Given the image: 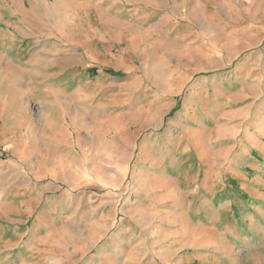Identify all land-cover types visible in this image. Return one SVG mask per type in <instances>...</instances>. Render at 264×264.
Segmentation results:
<instances>
[{
	"label": "rangeland",
	"instance_id": "obj_1",
	"mask_svg": "<svg viewBox=\"0 0 264 264\" xmlns=\"http://www.w3.org/2000/svg\"><path fill=\"white\" fill-rule=\"evenodd\" d=\"M43 75L64 83L62 119ZM205 101L220 117L200 132ZM255 129L264 0H0V264H264ZM184 131L222 169L196 201L140 164Z\"/></svg>",
	"mask_w": 264,
	"mask_h": 264
},
{
	"label": "crops",
	"instance_id": "obj_2",
	"mask_svg": "<svg viewBox=\"0 0 264 264\" xmlns=\"http://www.w3.org/2000/svg\"><path fill=\"white\" fill-rule=\"evenodd\" d=\"M21 3L19 5H21ZM14 66L15 65L13 64L12 67ZM17 68L23 70V68H21L20 66H17ZM42 71L43 73L46 72L44 69H42ZM46 76L47 75H43L41 79H38L37 83L39 87L41 88L56 87L57 89L64 85V83L62 84V82H60L58 78H56V76L54 78L53 77L48 78ZM24 83L25 82H19V84H24ZM41 91L46 96L45 100L42 102L44 104V109H48L51 112L58 113L59 114L58 117L62 119L64 113V102L60 101V98H58L60 97V95L57 97L58 93L62 92L61 89H57L56 91H51V92L43 91V89ZM47 93L49 95H47ZM52 93L54 94V96L52 95ZM205 114H207L206 117L204 116ZM196 117H197V123L199 124L198 128H200V132H201L205 129H208L211 126L209 124L211 119L219 118L220 116L218 115L217 109L214 106V104H212V102L210 101L208 103H206L205 101L203 113L198 112ZM48 129L51 132H54L52 128H48ZM255 130L256 131L251 136L250 141L252 140L251 142L254 144V146L256 145L255 149L257 151V155H259V158H261L264 157V149H263L264 147L262 145L263 137L261 138V136H264V133L260 132L258 129ZM175 141L178 142L177 144L178 147H176L173 150L172 144L169 140L160 143L158 142V140L156 141L152 139L151 142L153 143L150 144V147L141 148L140 149L141 154L139 155L145 154L147 157H151V155L158 157L157 159L155 158V160H152L151 159L152 157L150 158L152 160L150 163L154 168L150 167L151 165L149 166L148 165L149 163L144 162V160L142 159L140 164H143V167H145V169H150L152 172H154V174L160 175L157 177V179L151 181L152 188L157 187V189H163V191H168L170 189L168 184H173L175 187V197L179 198L178 201H182L181 200L182 198L183 200L190 199V201L191 200L196 201L198 198L195 196V194L199 193V191H201L203 186H205L206 184H213L214 182H216L218 175L222 173V169H217L216 166L218 164L212 162L210 163V168H205L206 166H208L206 165V156L210 157V154L212 156L213 151L215 150L210 149L211 151L209 152L206 147V144L197 142L196 136L194 134H191L189 131L187 132L184 131L182 138L175 139ZM230 142H232V140H230ZM258 145H260V147ZM146 148H149L148 149L149 151H145ZM233 151L234 150L232 148L225 149L223 155L225 157L229 156L231 153H233ZM216 152L214 153V155L216 157H219L221 153H216ZM178 158H185L184 161L182 162V165H184L183 169H185L187 166L190 167L186 177L178 174V168H176L175 166V164L178 162L177 161ZM224 161H226V159L223 160L222 162ZM216 162L219 163L220 161L217 160ZM232 172H233V176H236V174H234L236 172V169H233ZM193 185L195 186L194 193H187L186 189L191 188ZM153 195L154 193L151 194L152 197ZM151 196L149 197L152 198ZM222 197L223 195L221 193L216 192L214 194V198L220 199ZM214 228L218 230L220 227H218L217 224L216 225L214 224ZM226 241L230 243L229 240ZM209 249L210 248L207 247L205 250L210 252Z\"/></svg>",
	"mask_w": 264,
	"mask_h": 264
}]
</instances>
